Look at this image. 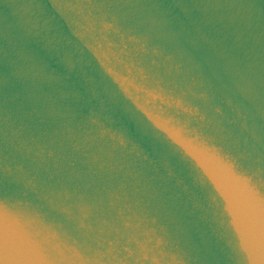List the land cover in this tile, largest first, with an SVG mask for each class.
Returning a JSON list of instances; mask_svg holds the SVG:
<instances>
[{
    "label": "water",
    "instance_id": "obj_1",
    "mask_svg": "<svg viewBox=\"0 0 264 264\" xmlns=\"http://www.w3.org/2000/svg\"><path fill=\"white\" fill-rule=\"evenodd\" d=\"M0 264H264V0H0Z\"/></svg>",
    "mask_w": 264,
    "mask_h": 264
}]
</instances>
